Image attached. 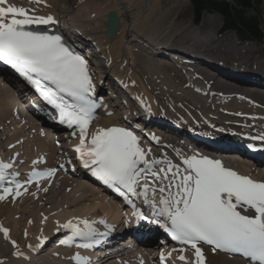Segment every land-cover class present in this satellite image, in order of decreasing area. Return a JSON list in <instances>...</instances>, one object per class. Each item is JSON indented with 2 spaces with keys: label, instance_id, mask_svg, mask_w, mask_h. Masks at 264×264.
I'll return each mask as SVG.
<instances>
[{
  "label": "bare ground",
  "instance_id": "bare-ground-1",
  "mask_svg": "<svg viewBox=\"0 0 264 264\" xmlns=\"http://www.w3.org/2000/svg\"><path fill=\"white\" fill-rule=\"evenodd\" d=\"M70 1L71 0H40L39 3H26L23 0H9V3L23 6L26 9H34L37 15L46 16L50 14L57 22L62 21L65 25H69L66 27L70 28L71 31L79 32L82 38L86 35L90 37L87 48L90 45L92 49L90 48L89 51L88 48L87 54H93V57H100L104 60V63H102L104 68L102 69L95 68L91 66L92 64L88 65L89 72H99L97 76L99 84L93 80L95 89L102 88V83L103 87L104 83H107L109 85L107 88H113L114 83L108 80L109 76L110 79L117 78L118 82L128 90L130 97H127L132 103L124 101L125 95L112 93L111 89L109 95L102 94L104 100L103 107L98 112V116H96L91 123L90 131L94 132L100 127H112L118 126L119 124L129 125L132 121L140 120L141 115L135 113L136 108L134 104L148 111L150 115L173 120L175 125L180 126L182 129L196 131L197 127L191 125L190 120L188 123H185L184 116L181 115L178 108L174 105V103H177V90L173 88L172 83L175 82L182 86L184 84V82L181 83L182 78L174 76L177 74V71L174 69L175 67L172 63V66H169L162 64L160 61V56L163 55V57H166L170 56V54H174L170 58L174 59L175 57L177 60H192L193 62H199L197 64L200 66L193 65L194 67L190 69L192 72H199L202 75V80L201 82L199 81L200 83L197 82L199 79L198 75L192 72H188L184 75L188 77L190 82H193L192 87H197L198 90H196L195 93L197 95L196 98L188 96L189 102L188 100L184 101L185 96H179L178 98L182 100L183 103L194 105L193 108L195 110L203 109L206 113L208 112L207 116L211 115L208 121L213 120L216 127L225 129V133L227 132L226 130L230 129L228 121H231V123L240 122L241 125L244 124L245 131L250 133H264V94L260 92V89L255 88V85L249 86L253 84L250 82L264 83V51L262 49L256 46H239L236 44L238 42L231 40L226 36L227 34L221 36L222 34H219L220 25L217 20L216 23H214V19V22L212 21L209 25V31L204 33L199 27L200 32L193 31L194 37H191L190 34L187 35L184 32L185 28L188 25H190L191 28L196 27L199 26L200 23L196 26H191V23L186 24V22L181 19L182 14L180 15V22L182 24L177 29L176 27H171L166 30H161L157 27L150 33V29L144 31L148 28L147 21L151 22L157 13L161 14L160 22H165L169 17L177 13L178 8H176V6L167 8L161 12L158 0H141L139 3H135L133 0H118L120 4L115 1L114 10L108 11L106 10V6L101 3V0L99 1L100 4L92 3L95 1L98 2V0H88L92 6L85 10L79 7V0H75L72 4L68 3ZM86 1L87 0H85V2ZM104 1L108 2L110 0ZM71 5L74 6L73 8L75 10L70 7ZM76 11L80 12L79 15L77 17H71V13ZM109 11L115 12L119 20V25L116 33L112 37L107 38L104 36V22ZM145 12L147 13L145 14ZM130 13L131 15L129 18L127 15ZM74 25L77 28L71 29ZM217 25H219L217 33H213V35L211 34L209 36L208 33L214 31ZM57 27L58 25L56 24L54 28L48 27L43 30H51L52 33H55ZM214 35L216 37H214ZM140 37H143L145 40H142ZM171 38L177 41H183L184 43H181L182 46H178V43H173L170 47L160 45L163 43L161 41H164L166 44H171V40L165 41ZM136 41L147 45V47H149L148 45L159 44L160 46L157 45L153 47L156 49L154 52L158 53L157 58L154 56L149 57L140 47L136 49ZM74 44H77L76 46L78 48H82V43L75 42ZM187 46L190 49L187 48ZM258 50L261 51L260 55L262 57L255 55ZM199 51L203 53L201 55H195L199 54ZM241 52L245 54L243 55ZM218 56L224 57L225 59ZM86 57V60L89 59L88 56ZM187 57L189 59H187ZM123 58H126L128 61L123 63ZM225 63H227V65H230V63L235 64L236 67L253 66L257 68V70L253 72L255 74L248 73L252 74L249 76L252 78L246 80L245 76L248 74L244 75L237 70H230V67L225 68ZM175 64L178 65L179 63L176 62ZM180 64L183 65L184 63L182 62ZM202 65L206 68L208 67V70L209 67H211L212 70L210 71L213 73L206 72ZM218 66H221V68ZM185 68L188 69V67ZM222 68L228 70H223ZM104 71L108 72L107 75ZM161 72L165 73V82L161 81V78L163 80L164 76ZM236 75L240 77L237 78ZM215 76L219 80H217ZM203 77H205L207 81L213 79V88L210 87L212 96L214 95L213 103L215 108L213 109L205 101L207 99L211 100L212 96L208 98L209 91H205L204 86L209 83L205 82ZM214 78L216 80H214ZM102 79L105 80L101 81ZM234 81L238 82V84L233 83ZM162 83H165V85ZM241 83H246V85H242ZM163 86H165V88ZM10 90L11 91H8L4 87H0V144L8 138L11 143H14V149L16 145L17 148L21 150L19 153L20 156L16 161V171L19 173L20 179L27 180L33 171L58 167L62 159H70L71 157L68 150L62 149V151L59 152L53 147L52 141L48 139L46 132H43L39 121L22 114L21 110L20 113L23 120L22 122L18 121V110L16 109L12 89ZM188 93L191 94L189 90ZM203 93H206L207 99L201 98V94ZM167 97L174 98L175 102L170 101ZM190 100L194 102V104L191 103ZM123 101L126 105H123L122 109L117 112L115 107L120 106V103ZM169 108L171 110L168 111ZM183 108L185 109V105ZM172 111H174V113H172ZM189 111H191V109ZM132 114H134L133 119ZM238 114H245V116L239 117ZM5 124L8 128L4 130L3 126ZM164 129L167 133V129ZM241 129L242 127H232V131L238 132ZM172 130L176 131V128L173 126ZM200 131L203 130L200 128ZM168 133L170 134L166 135V137H168L167 140L159 141L157 147L151 149L150 153L147 155V157L156 155V159L164 158L166 162L160 164V166H167L168 162H173L174 159H177L181 154L180 144L176 136L171 132ZM139 138L141 146L143 147V139H141V137ZM168 141H170L172 145H170ZM162 144H166L167 147L164 148ZM197 146L203 147L201 143H198ZM162 153L165 154L162 155ZM232 157L237 156L233 155ZM0 158L5 159V156L0 153ZM39 161L42 163H39ZM233 161L235 160L225 159L226 164L237 163L235 168L237 170L235 171L238 174L254 175L256 179L264 181V169L261 170L246 164L248 162L241 163L240 161ZM241 165L245 169L241 170ZM68 173L71 172L68 170ZM74 174L75 176L71 180L63 178V186L61 185L62 187L60 186L61 188L57 192L50 191V196L48 197L49 202H47L53 206L50 210L43 211L40 209L39 212H34L30 207L35 200H39L44 196L40 198L41 194L39 189L46 187L45 181L38 185L27 183L21 186L20 195L18 196L15 194V187L6 195L1 192L0 195H5V198L0 200V227H8L9 234L6 239L3 233L0 232V264H63L54 262V260L61 258L55 251H46V253L40 254L36 250V246L41 244V238L54 239V237H51L49 234L64 230L59 228V225L73 220V218H78V220L74 222L79 223L89 219V217H96L101 214L102 216L96 218L95 222L103 225H112L118 221L117 217L114 215L118 208L117 203L108 198L105 193L92 189L93 185L85 182L83 173L80 170L74 171ZM53 210L54 212H52ZM49 212H51V214H47ZM36 213H38L39 218H36L35 224L29 225L28 222L34 219ZM27 217L29 218L26 219ZM18 232L20 234V242H16V245L13 246L11 242L19 236ZM25 233H27V235H25ZM203 253L205 255L206 264H236V262H238V264H244V261L238 257L223 253H213L207 248L203 249ZM57 256H59V258H57ZM183 256H185V260H189L188 257L194 255L189 251ZM168 261L169 263H176L179 262L180 259L170 258Z\"/></svg>",
  "mask_w": 264,
  "mask_h": 264
},
{
  "label": "snow or ice",
  "instance_id": "snow-or-ice-1",
  "mask_svg": "<svg viewBox=\"0 0 264 264\" xmlns=\"http://www.w3.org/2000/svg\"><path fill=\"white\" fill-rule=\"evenodd\" d=\"M56 23L50 14L37 15L34 9L0 0V62L10 65L38 90L43 100L57 110L59 123L79 129V144L74 151L82 167L124 197H143L153 215L163 217L156 222L171 238L194 250L192 264H206L200 243L212 246L214 252L238 253L254 264H264V182L199 154L183 159L187 166L183 171L171 162L160 172L153 171V165L160 161L148 159L140 138L126 127L97 128L86 142L97 108L95 86L86 59L69 46L62 34L40 30V26ZM8 168L10 164L0 162V188L6 195L14 185L18 196L19 181H9L7 186L3 183ZM55 172L56 168L33 171L24 183H31L33 177H51ZM164 180L167 184L159 183ZM5 195H0V200ZM76 220L60 224L59 228L69 229L77 237L95 231L87 220L83 221L84 228ZM0 232L8 238L7 228L0 227ZM46 241L44 238L40 243ZM99 242L93 238L92 243L82 246L92 247ZM11 243L16 245L15 241ZM179 259L186 258L180 255ZM82 264L90 262L84 260Z\"/></svg>",
  "mask_w": 264,
  "mask_h": 264
},
{
  "label": "rangeland",
  "instance_id": "rangeland-1",
  "mask_svg": "<svg viewBox=\"0 0 264 264\" xmlns=\"http://www.w3.org/2000/svg\"><path fill=\"white\" fill-rule=\"evenodd\" d=\"M74 1L75 0H71L70 2H68V3H74ZM80 1V5H79V7H81L83 10H85L86 8H88V7H91L92 5H91V3H89L88 2V0L85 2V0H79ZM99 1L100 0H98V2H92V3H94V4H100L99 3ZM117 2V3H119V1L118 0H110V1H108V2H106V1H104V0H101V3H103L105 6H106V10L108 11V10H114L113 8H114V2ZM135 3H139L141 0H133ZM218 1H225V2H227L230 6H234L235 8H240L239 7V1L238 0H218ZM255 1H257V4H256V7L254 8V9H251V8H248V9H246L245 10V16H247V17H250V16H252V17H254V18H256L257 19V21H258V23H259V29H260V32H261V34H262V36H263V38L261 39V40H254V39H244V38H242V39H240L241 37H240V35L236 32V31H232V30H224L223 28H224V20H223V18L220 16V15H218L216 12H214V11H211V10H204V11H202V12H200V14H199V17H198V23L196 22V24H194V26L195 25H197V24H199V26H196V27H190V25H188L186 28H185V33L188 35V34H190L191 35V37H194V35H193V31H195V32H200V29H199V27L202 29V31L205 33L206 31H209V25L212 23V21H213V19L215 20V22L214 23H216V20H217V22H218V24L220 25V30H219V34H222L221 36H224L225 34H227L226 36H228L231 40H233V41H237L238 43H236L237 45H239V46H256V47H258V48H260V49H262L263 51H264V0H255ZM120 4V3H119ZM158 5H159V7H160V10H161V12L162 11H164L165 9H167V8H170V7H174V6H176V8H178V10H177V13H175V14H173L172 15V17H169L165 22H160V20H161V14L160 13H157L155 16H154V18L152 19V21L151 22H149V21H147V24H148V28H147V30H144V31H148L149 29H150V31H149V33L153 30V29H155V28H157V27H159L161 30H166V29H169V28H174V27H176V29L178 28V27H180V25L182 24L180 21V15H181V19H182V21H185L186 22V24H190V23H192V21H193V23L195 22L194 21V18L196 19V17H195V15H194V12H193V9H192V4H191V0H158ZM254 6V3L252 2L251 3V7H253ZM71 8H73L74 6H70ZM73 10H75L74 8H73ZM128 11H133V10H128ZM80 13V12H79ZM78 12H77V14L76 15H78L79 14ZM128 13V12H127ZM147 12H145V14H146ZM215 13V14H214ZM72 15H75V14H73V13H71ZM217 14V15H216ZM130 15H131V13L129 14V15H127L129 18H130ZM212 15H214V16H212ZM209 16V17H208ZM215 17H217V18H215ZM128 18V20L130 21V19ZM128 20H127V22H128ZM201 20V21H200ZM129 23V22H128ZM219 25H217L216 27H215V29H214V31H212V32H209L208 34H209V36L212 34L213 35V33H217V31H218V26ZM141 29V28H140ZM143 32V31H142ZM220 36V37H221ZM214 37H216L215 35H214ZM187 39H188V37H187ZM167 40H171L172 41V43L171 44H166V43H164V41H161V42H163L162 44H160V45H166V46H168V47H170L173 43H176V42H178L179 43V45L182 43H184L183 41H177V40H175V39H173V38H171V39H166L165 41L167 42ZM248 43V44H247ZM187 48H189L188 46H187ZM190 49V48H189ZM117 51H118V49H117ZM203 53V52H202ZM201 53V51H199V54H195V55H201L202 54ZM242 53V52H241ZM260 53H261V51H257V53L255 54L256 56H258V57H262L261 55H260ZM243 55L245 54V53H242ZM218 57H220V56H218ZM220 58H222V59H225L224 57H220ZM187 59H189L188 57H187ZM257 59V58H256ZM128 60L126 59V58H123V63H126ZM161 61V60H160ZM191 61V60H190ZM162 63H164V64H166L167 65V63H165L164 61H161ZM203 67H204V65H202ZM205 68V67H204ZM174 69H176V68H174ZM223 69V68H222ZM179 71H180V69H178ZM178 70H176L177 71V74H175L174 76L175 77H177V78H184V77H182V75H186V72L188 71V72H192L191 71V69H189V67H188V70L187 71H184V72H182V71H178ZM223 70H228V69H223ZM205 71L206 72H210V73H213L212 71H207L206 70V68H205ZM104 72H106V71H104ZM106 73H108V72H106ZM160 73V72H159ZM193 74H195V75H198L199 76V79H198V81L197 82H201V80H202V75L199 73V72H192ZM161 74H164V76H163V80H162V78H161V81L163 82L165 79V73H163V72H161ZM185 77H187V76H185ZM204 78V80H205V82H207V83H209L210 84V86L209 87H211V88H213V83H212V81H213V79H209L208 81L206 80V78L205 77H203ZM104 80V79H103ZM108 80H109V76H108ZM184 80H186L185 78H184ZM183 79L181 80V83L184 81ZM165 82V81H164ZM192 82V81H191ZM199 82V83H200ZM175 83V82H174ZM174 83H172V85H173V88L174 89H176L177 90V93H176V98H177V103H174V105H175V107L176 108H178V111L181 113V112H183V113H185V114H187V115H190V116H196V117H199V115L200 116H204V115H207V113H206V111L205 110H203V109H200V110H195L194 108H193V106L194 105H192V104H189V103H183V101L182 100H180L178 97L179 96H185V100L184 101H187L188 99H189V97L188 96H192V97H194V98H196L197 97V95L195 94V95H193V94H189L188 93V89L186 90L185 88H182V86H181V84H174ZM193 83V82H192ZM233 83H235V84H238V82H236V81H234ZM162 84H164L165 85V83H162ZM195 84V83H194ZM209 84H205V85H209ZM227 84V83H226ZM242 85H246V83H241ZM249 86H253V85H249ZM164 88H165V86H163ZM248 88H250V87H248ZM167 89V88H166ZM180 91V92H179ZM209 92H212L211 91V89L209 88V90H208ZM178 92H179V95H178ZM213 97H214V95L212 96V99L210 100V102L209 103H207V104H209L210 106H211V108L213 109V108H215L214 107V103H213ZM15 98V97H14ZM170 101H172V102H175V100H174V98H172V97H167ZM201 98L202 99H207V96H206V93H203V94H201ZM209 98V97H208ZM199 100V99H198ZM179 101V102H178ZM199 101H201V100H199ZM188 102H189V100H188ZM190 102L191 103H193L194 104V102H192L191 100H190ZM181 104H182V106H181ZM185 105V109L183 108V106ZM189 105V106H188ZM189 108V109H188ZM181 109V110H180ZM188 109V110H187ZM191 109V111H189ZM116 110H118L117 108H116ZM195 112H194V111ZM204 111V112H203ZM172 113H174V111H172ZM198 113H199V115H198ZM205 113V114H204ZM192 114V115H191ZM18 115H19V120L18 121H20V122H22V120H23V118H22V116H21V113H20V111H18ZM200 118V117H199ZM185 119V118H184ZM200 119H202V118H200ZM189 120V119H188ZM3 128H4V130L7 128V126L6 125H4L3 126ZM8 139V138H7ZM7 142H9V139L8 140H5L2 144H0V146H1V148H2V152L4 153V154H7V155H10V153H12V151H13V148H8V146H7ZM235 165V164H234ZM236 167V166H235ZM69 180L72 178H70V177H67ZM53 182V183H52ZM52 184L50 183L49 184V187L50 188H52V189H50L49 190V192H48V188L49 187H47V188H45V189H42L41 190V193H46L45 194V198H46V200H35L34 201V203H32L31 205H30V207L32 208V210H34V212H39V210L41 209V205H43L44 206V208L45 207H47L49 204L48 203H46V202H49V199H48V197H49V195H47L48 193H50V191H52V192H57L63 185H62V178L61 177H57L55 180H52ZM62 185V186H61ZM61 186V187H60ZM43 195H41L40 196V198L42 197ZM48 204V205H47ZM44 211V210H43ZM36 215V214H35ZM29 217H27L26 219H28ZM32 222H36V219H34V220H32ZM8 228V227H7ZM8 230H9V228H8ZM18 237L15 239L16 241H19L20 242V234H19V232H18ZM25 239V238H24ZM14 241V240H13ZM19 242H17V243H19ZM236 264H238V262H236Z\"/></svg>",
  "mask_w": 264,
  "mask_h": 264
},
{
  "label": "trees",
  "instance_id": "trees-1",
  "mask_svg": "<svg viewBox=\"0 0 264 264\" xmlns=\"http://www.w3.org/2000/svg\"><path fill=\"white\" fill-rule=\"evenodd\" d=\"M239 7L230 6L225 1L218 0H192L196 20L203 10H213L218 12L224 19L225 27L238 31L241 37L254 38L260 40L262 34L256 18L245 16V10L251 7L252 0H238Z\"/></svg>",
  "mask_w": 264,
  "mask_h": 264
},
{
  "label": "water",
  "instance_id": "water-1",
  "mask_svg": "<svg viewBox=\"0 0 264 264\" xmlns=\"http://www.w3.org/2000/svg\"><path fill=\"white\" fill-rule=\"evenodd\" d=\"M109 18H110V22H108V25L111 24V22L114 20L113 14H109ZM111 33H112V30L108 32V35H110Z\"/></svg>",
  "mask_w": 264,
  "mask_h": 264
}]
</instances>
